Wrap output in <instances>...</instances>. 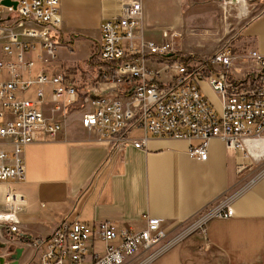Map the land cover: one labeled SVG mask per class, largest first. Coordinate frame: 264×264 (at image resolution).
Returning <instances> with one entry per match:
<instances>
[{
  "label": "built area",
  "instance_id": "built-area-1",
  "mask_svg": "<svg viewBox=\"0 0 264 264\" xmlns=\"http://www.w3.org/2000/svg\"><path fill=\"white\" fill-rule=\"evenodd\" d=\"M2 1L3 50L11 56L18 50L16 62L26 72L35 63V59L26 57L34 49L32 39L46 51L47 56L39 58L44 62L55 59V33L63 21L60 0H10L18 3L17 8ZM142 11L143 0H128L118 15L102 23L98 57L117 65L103 74L104 81L99 84H93L90 75L83 82V88L89 90L84 102L90 100L96 105L84 114V126L99 130L100 139L110 142L115 150L128 144L142 148L146 138L128 135L132 127H142L151 136L198 139L200 144L193 146L189 154L200 160L208 158V146L214 138L237 149L241 171L249 162L264 160V54L254 47L235 49L225 44L203 61L191 58L196 54L180 52L184 59L190 58L182 61L174 56L179 51L174 36L165 29L160 42L146 41L135 34ZM27 21L54 30L47 27L37 31L28 27ZM156 56L164 58L165 65L175 71L170 80L161 79V70L147 69L146 63L157 64L152 59ZM66 74L49 75L42 69L34 78L23 81L0 62V227L11 233L20 232L17 208L29 204L20 191L26 175L25 147L63 128L61 120L46 118L40 108L44 86H52L55 109L69 110L67 106L79 102L83 83L71 81ZM125 76L139 77L141 82L127 84ZM203 83L219 97L220 113L206 97ZM127 85L131 92L124 94L120 90ZM33 87L40 101L19 96ZM221 215L232 216L233 208L227 206ZM144 218L146 226L142 229L123 227L116 221L63 222L49 238L29 242L37 250L36 264H149L162 247L158 245L167 237L173 220L149 214ZM98 240L103 243L102 249L97 247Z\"/></svg>",
  "mask_w": 264,
  "mask_h": 264
},
{
  "label": "crops",
  "instance_id": "crops-1",
  "mask_svg": "<svg viewBox=\"0 0 264 264\" xmlns=\"http://www.w3.org/2000/svg\"><path fill=\"white\" fill-rule=\"evenodd\" d=\"M127 4L128 0H60L63 21L55 33L56 58L44 62L39 57H46V51L32 39L34 49L26 57L35 59V63L26 76L34 78L42 69L49 75L64 74V68L73 65L75 73L66 74L69 79L77 84L88 81L89 74L77 65L82 61L58 64L57 54L67 48L76 52L70 45L80 39L93 42L91 56H83L85 61L95 53L98 56L102 23L118 15ZM145 20L144 2L135 34L151 41L145 37L150 30ZM25 24L37 31L47 27L54 30L41 23ZM173 26L165 27V31L175 30L183 36ZM240 36L245 41L238 42L242 49L254 47L264 54V10L241 28ZM174 42L179 52L208 56L187 50V42ZM1 50L0 41V56L6 57ZM17 53L15 50L12 55L15 60ZM44 90L41 101L35 87L19 96L25 99L31 95L29 100H39L46 118L61 120L63 128L25 147L26 175L20 191L29 204L17 208L19 233L0 227L2 245L12 243L25 250L20 262L26 255L23 264L37 263V250L29 240L49 238L63 222H74L69 221L72 209L67 208L80 200L83 208L89 203L92 207L87 216L91 224L116 221L123 227L142 229L146 226L145 214L172 219L167 237L158 245L162 247L149 264H264L263 165L249 162L241 171L237 149L220 138L210 141L208 158L200 160L189 154L200 144L198 139L151 136L142 127H132L128 132L134 139L146 138L142 148L128 144L115 150L110 142L100 139L99 130L83 124L84 114L96 108L92 101L84 102L79 109H55L52 86L46 85ZM211 94L209 98L205 93L220 113V99L213 91ZM227 206L233 208V215L223 217ZM21 235L26 237L21 239Z\"/></svg>",
  "mask_w": 264,
  "mask_h": 264
},
{
  "label": "rangeland",
  "instance_id": "rangeland-1",
  "mask_svg": "<svg viewBox=\"0 0 264 264\" xmlns=\"http://www.w3.org/2000/svg\"><path fill=\"white\" fill-rule=\"evenodd\" d=\"M144 2L146 11L145 21L150 25L146 26L150 29L145 35L147 40L154 39L160 42L163 29L176 25L173 27L182 32L183 36L180 33H175V30H168L174 36L176 43L187 42V47L185 46L187 50H192L193 53L208 55L204 57L211 56L218 47L225 44H229L235 49L241 48V44L238 42L245 43L244 38L240 36L241 28L252 17L264 10V0H143ZM55 41H57L56 34ZM58 42L61 41L59 40ZM92 44V41L83 42L77 39L75 43L70 45L76 52L71 51V48L64 49L62 52L60 51L57 54L59 58L58 64L63 63V61H65L63 64L82 61L77 64L78 68L81 71H86L84 65L85 58L83 56H91ZM152 59L153 63L157 64L148 62L146 63L147 69L150 71L161 70V79L164 81L170 80L175 73L172 67L165 65L166 60L164 58L156 56ZM69 67L75 68L73 65ZM202 86L210 98L212 96L211 91L213 90H211L207 83H203ZM34 91L32 92L34 93ZM29 96H26L25 99H32ZM252 165H263V168L264 160L254 161ZM71 209L72 219L69 221L78 220L92 223L87 221V216L92 211L90 203L83 208L80 200H77L67 208V210ZM78 214L81 215V219H76ZM17 246L19 245L12 243L2 245L0 243V256L6 254L4 252L5 249L11 252ZM97 247L99 249L103 248L101 240H98ZM152 251H155V249L153 248ZM26 259L25 255L22 259L23 261H19L18 264L25 263L24 260ZM35 259H38V257L36 256Z\"/></svg>",
  "mask_w": 264,
  "mask_h": 264
},
{
  "label": "trees",
  "instance_id": "trees-1",
  "mask_svg": "<svg viewBox=\"0 0 264 264\" xmlns=\"http://www.w3.org/2000/svg\"><path fill=\"white\" fill-rule=\"evenodd\" d=\"M174 56H176V57L178 56L182 61L185 60V62L190 60V58L184 59V54H182L180 52L178 54H175ZM194 57L197 59H200L202 61L205 60V58H203L202 56H199V55L191 56V58H194ZM84 65L86 67L85 73H88L90 75V79H91L92 83L97 85L100 82L104 81L103 74L105 72H107V70L109 68L114 69L115 68L114 65H117V63H115V62H109V63L103 62L102 60L99 59V57L95 53L94 56H92L91 58H89L87 61L84 62ZM64 72L65 73H75V69L70 68V67H66V68H64ZM124 81L127 84H129V83L138 84L141 82L139 77H131V76H125ZM84 85H85L84 83L81 85V90L79 92L78 104L77 103L73 104V106H71L73 108H69L70 110L78 109V107H81L82 104L84 103L85 97L88 96L89 90L84 89L83 88ZM130 87H131L130 85H127V86L123 87V89L120 91L124 94H129L131 92V90H129ZM93 97L95 99L98 98V96H95V95ZM19 238L23 239L24 237L20 236Z\"/></svg>",
  "mask_w": 264,
  "mask_h": 264
},
{
  "label": "bare ground",
  "instance_id": "bare-ground-1",
  "mask_svg": "<svg viewBox=\"0 0 264 264\" xmlns=\"http://www.w3.org/2000/svg\"><path fill=\"white\" fill-rule=\"evenodd\" d=\"M2 54H4L6 57H1L0 56V62H2L3 64H5V66L7 67V70L14 75L16 78H18L19 80H23V81H28L29 77L26 76L27 72L24 71L16 62V60L9 55L8 53H6L4 50H1ZM3 128L2 126H0V129ZM1 169V167H0Z\"/></svg>",
  "mask_w": 264,
  "mask_h": 264
},
{
  "label": "flooded vegetation",
  "instance_id": "flooded-vegetation-1",
  "mask_svg": "<svg viewBox=\"0 0 264 264\" xmlns=\"http://www.w3.org/2000/svg\"><path fill=\"white\" fill-rule=\"evenodd\" d=\"M24 251L25 250L22 249L21 247H15L14 250L11 252L8 251V249H5L4 252L6 253V255L0 256V264H9L11 262L16 261L17 259L19 260V258L22 256Z\"/></svg>",
  "mask_w": 264,
  "mask_h": 264
},
{
  "label": "water",
  "instance_id": "water-1",
  "mask_svg": "<svg viewBox=\"0 0 264 264\" xmlns=\"http://www.w3.org/2000/svg\"><path fill=\"white\" fill-rule=\"evenodd\" d=\"M2 3L6 4V5H14L15 8H17V5H18L17 2H12L10 0H3ZM168 56L171 57L172 54H169ZM18 262H19V260L17 259L16 261H14V264H18Z\"/></svg>",
  "mask_w": 264,
  "mask_h": 264
}]
</instances>
